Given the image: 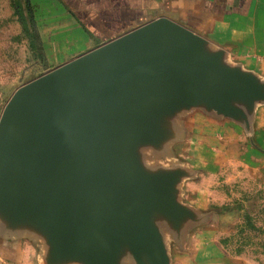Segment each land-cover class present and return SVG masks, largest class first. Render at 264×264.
Segmentation results:
<instances>
[{"label": "water", "instance_id": "95a60500", "mask_svg": "<svg viewBox=\"0 0 264 264\" xmlns=\"http://www.w3.org/2000/svg\"><path fill=\"white\" fill-rule=\"evenodd\" d=\"M241 78L185 51L165 19L36 78L16 92L0 125L18 202L58 232L76 235L89 259L102 251L94 235L119 237L134 228L153 239L147 210L167 207L154 200L175 173L149 178L132 157L133 143L148 136L146 110L200 95L219 106L222 92L242 91L233 88Z\"/></svg>", "mask_w": 264, "mask_h": 264}, {"label": "rangeland", "instance_id": "374dc122", "mask_svg": "<svg viewBox=\"0 0 264 264\" xmlns=\"http://www.w3.org/2000/svg\"><path fill=\"white\" fill-rule=\"evenodd\" d=\"M74 17L66 0H0V125L20 88L63 65L52 56L51 38L76 27ZM184 122L179 148L189 144L190 121ZM246 137L233 145L239 154L218 153L216 161L172 150L177 160L169 164L149 152L150 174L175 173L149 175L169 181L163 198L154 200L167 207L147 210L156 239L134 228L119 237L94 235L95 243L102 240L97 260L85 257L76 235L58 232L38 211L21 207L12 189L16 176L6 169L8 154L0 152V264H264V145Z\"/></svg>", "mask_w": 264, "mask_h": 264}, {"label": "crops", "instance_id": "0c3cea01", "mask_svg": "<svg viewBox=\"0 0 264 264\" xmlns=\"http://www.w3.org/2000/svg\"><path fill=\"white\" fill-rule=\"evenodd\" d=\"M66 1L79 24L62 28L55 33V40L51 38L50 47L56 49L49 48L52 56L60 59L59 64L165 19L185 51L226 72L233 70L247 77L239 79L245 83L233 86L241 92H222L219 106L213 105L210 96L200 95L190 103L147 109L151 112L145 121L148 136L134 142L131 150L144 174L160 175L147 171V158H153L149 152L160 154L155 155L156 160L163 163L177 160L172 150L187 158H192L193 152L195 158L208 162L216 161L218 153L223 158L239 154L233 145H242L246 135L264 145V99L259 97H264V0ZM249 80L251 84L246 83ZM185 119L190 121L185 127L189 144L179 148ZM256 153L252 149L251 155Z\"/></svg>", "mask_w": 264, "mask_h": 264}, {"label": "bare ground", "instance_id": "6f19581e", "mask_svg": "<svg viewBox=\"0 0 264 264\" xmlns=\"http://www.w3.org/2000/svg\"><path fill=\"white\" fill-rule=\"evenodd\" d=\"M31 201L34 202V203L36 202L34 199L31 200ZM31 201H30V202H31ZM37 204H38V203H35V207H36V208H40L39 206H37Z\"/></svg>", "mask_w": 264, "mask_h": 264}]
</instances>
